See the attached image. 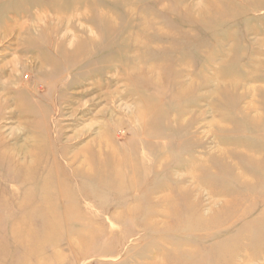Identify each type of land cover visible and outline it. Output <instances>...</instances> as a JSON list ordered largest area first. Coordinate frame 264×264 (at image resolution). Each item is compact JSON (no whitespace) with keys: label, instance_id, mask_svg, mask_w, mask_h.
<instances>
[{"label":"rangeland","instance_id":"1","mask_svg":"<svg viewBox=\"0 0 264 264\" xmlns=\"http://www.w3.org/2000/svg\"><path fill=\"white\" fill-rule=\"evenodd\" d=\"M0 264H264V0H0Z\"/></svg>","mask_w":264,"mask_h":264},{"label":"bare ground","instance_id":"2","mask_svg":"<svg viewBox=\"0 0 264 264\" xmlns=\"http://www.w3.org/2000/svg\"><path fill=\"white\" fill-rule=\"evenodd\" d=\"M85 1V0H84ZM87 1V0H86ZM92 1V0H91ZM211 2V1H210ZM125 3V2H124ZM71 7V6H70ZM208 7V6H207ZM126 8V7H125ZM95 9V8H94ZM214 10L216 11V13H219V11L217 10V9H215L214 8ZM95 11V10H94ZM103 11V10H102ZM102 11H101V13H102ZM97 12V11H96ZM94 13V12H93ZM98 13H100V12H98ZM108 13V12H107ZM110 13V12H109ZM92 14V13H91ZM95 14V13H94ZM117 14H120V13H117ZM100 15V14H99ZM95 16V15H94ZM102 16V15H101ZM107 16H108V14H107ZM113 16V15H112ZM111 16V17H112ZM119 16V15H118ZM95 17H97V16H95ZM108 17H110V16H108ZM120 17V16H119ZM102 18V17H101ZM103 18H106V16L105 17H103ZM82 19H85V17H83ZM99 19V18H98ZM121 19V18H120ZM100 20V19H99ZM108 20H109V18H108ZM111 20V19H110ZM58 21V20H57ZM105 21H107V20H105ZM108 22V21H107ZM107 25V24H106ZM108 26V25H107ZM106 26V27H107ZM109 26H113L112 24L110 25V23H109ZM108 28H110V27H108ZM111 29V28H110ZM110 31H112V30H110ZM113 32V31H112ZM78 60V59H77ZM63 76H61V78H62ZM2 90L5 92L4 94L6 95V94H9V92H10V90H9V88L8 87H3L2 88ZM37 97V96H36ZM39 97V96H38ZM7 100V99H6ZM5 100V101H6ZM28 105H29V103H28V101H23V107H25V108H27L28 107ZM99 144V147L101 146L102 147V144H101V142H99L98 143ZM98 147V148H99ZM93 149H94V146H93ZM93 149H92V151H89V150H87L89 153H90V155H87V156H85L84 158H85V160H84V163L86 162L87 164H89V162H90V160L89 159H91L90 157H91V155H93ZM86 152V151H85ZM101 152V151H100ZM84 154H86V153H84ZM116 154H117V149L116 148H111L109 145H108V149L106 150V155H105V158L103 159V160H101L100 159V163H99V167H105L106 166V164H109V161L110 160H112L113 159V157L115 158V156H116ZM47 154H45V153H35L33 156H34V158H35V162L32 164V165H40V164H42L43 163V159L44 158H42L43 156H46ZM100 156H101V154H100ZM95 157V156H94ZM131 164V163H130ZM29 166V169H30V171H31V169H33V170H37L36 169V167L35 166ZM52 166L54 165V164H51ZM42 168H44V167H42ZM89 169H90V167H88ZM46 170V169H45ZM54 170V169H53ZM39 171V170H38ZM87 171V170H86ZM124 171V170H123ZM132 171V170H131ZM126 174V173H125ZM39 175V174H38ZM58 175H60V174H58ZM64 176V175H63ZM56 178H59L58 176L56 177ZM36 179V178H35ZM59 179H62L61 177L59 178ZM37 181V180H36ZM46 181H48V180H46ZM59 181V180H58ZM51 182V181H50ZM59 183V182H58ZM39 184V183H38ZM49 186V185H48ZM40 187H41V184H40ZM39 187V188H40ZM58 187V186H57ZM57 187H56V189H57ZM58 189H59V187H58ZM65 191V190H64ZM59 192V191H58ZM67 192V191H66Z\"/></svg>","mask_w":264,"mask_h":264}]
</instances>
